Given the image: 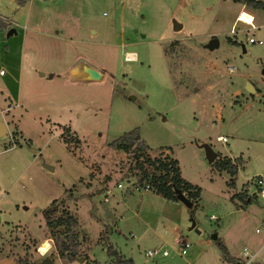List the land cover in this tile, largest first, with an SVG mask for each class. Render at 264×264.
<instances>
[{
  "label": "rangeland",
  "instance_id": "rangeland-1",
  "mask_svg": "<svg viewBox=\"0 0 264 264\" xmlns=\"http://www.w3.org/2000/svg\"><path fill=\"white\" fill-rule=\"evenodd\" d=\"M236 1L0 0V264H112L109 244L134 264H225L221 237L238 231L236 255L239 233L261 228L232 209L228 176L215 168L222 155L242 152L247 172H264V26L235 21L224 35L241 7L250 12ZM206 31L217 33V48ZM130 130L149 151L141 139L138 150L114 146ZM204 144L216 152L211 162ZM159 147L172 148L181 174L200 187L190 206L137 187L152 180L145 158L167 154ZM251 184L260 196V177L242 183ZM128 186L141 190L127 207L111 195ZM60 198L51 217L64 208L77 225L49 228L41 210ZM176 235L190 242L184 254Z\"/></svg>",
  "mask_w": 264,
  "mask_h": 264
},
{
  "label": "crops",
  "instance_id": "crops-1",
  "mask_svg": "<svg viewBox=\"0 0 264 264\" xmlns=\"http://www.w3.org/2000/svg\"><path fill=\"white\" fill-rule=\"evenodd\" d=\"M26 1L30 2V0H25L24 2H26ZM238 2L239 1H233V3H238ZM239 3H241V2H239ZM248 8L250 9V12L244 10V8L241 7V9L239 10L236 18H235V15H236V13H235V15L232 18L231 22L233 23L235 21L236 22L237 21H241L240 20V14L242 12H246V13L252 15V21L253 22L251 21V23H253L255 27L258 26L255 23L256 21L258 22L259 25L264 26V21H262L263 20V16H264V10L260 9V8H254V7H251V6H248ZM30 11H31V9L29 7L26 19L28 18L29 14H30ZM27 22H28V19H27ZM241 22H243V21H241ZM232 23H230V26H231ZM179 24H180L179 28H181L182 24L181 23H179ZM247 24H249V23H247ZM255 27H253V28H255ZM15 31H16V29H15ZM222 33H224V35H229L230 36L229 29H228V32L227 31H223ZM203 34H204L203 37H206V36L208 37V36H211V35L215 36V38L213 37V39L216 40V43L214 44V40H212L213 41L212 44L215 46V48H217L219 46V39L217 38V33L215 31L214 32L206 31ZM233 41H235V40H233ZM129 53L132 54V58H135V54L133 52H129ZM41 72L43 74V71H41ZM2 73H4V71ZM38 74L42 75L39 72H38ZM52 75L53 74L51 73V76ZM0 91L3 93V90L0 89ZM6 92H7V90L5 89V93ZM255 92L256 93L258 92L257 87L255 88ZM261 108L264 109L263 107H261ZM138 139H141L140 136H139ZM143 148H145L148 151L150 149V147H148V145L144 141H143ZM159 149L163 150L164 153H167V154H164V155H168L169 157H172V158L176 159L177 165L179 167V172H180V175H181L182 178H184L185 180L189 181L192 185L198 186L197 183H195V182H193V181H191L189 179H186L181 174V169H180L178 160L174 156V154L172 152V148L159 147L158 150ZM222 156L229 157L231 162L235 163V165H236V173L234 174L233 185L232 186L228 185V187H227L228 188L227 189V191H228L227 195H228L229 199H231L232 202H235L234 203V207L231 206L232 209H234V211H236V212L243 213L242 214L243 216L251 217V218H254V219L258 220L260 222V224H261V228L253 227V233L252 234L245 235L244 231L239 233V234H243L242 237H243V239H245V241H244L243 244H241V246L239 248L236 247V250H237V254L236 255L230 254L229 252H231V247L233 245H235L233 240L237 238L238 231L235 233L236 236H234L232 239H230L227 235H224V236L221 237L220 243H222L225 246V248L227 250V253H228L227 256L224 255V257H226L225 264H231L230 261H234L233 262L234 264H239L240 262H242L245 259V257L243 256L242 252H240L241 254H239V250L243 246H248L247 248H249L248 252L251 254V258L247 262V264H249L250 262H252L256 258L258 252L261 249H264V201H263L264 200V172H263V170H260V169L251 171L252 173L247 172L248 160H246L245 154L244 153L242 154V152H239V154H236L235 157L234 156H230L229 153L224 154ZM237 159H239V160H237ZM221 170H224V169H221ZM221 170H218V172H220ZM225 174H226V176L229 177V174H227V172ZM256 176H259L260 179H261V187H260V192H257V194L259 193L260 196L254 197L253 195H251V193L254 191L253 184H251L252 186L248 185V187H246L245 185H242V183H244L245 181H247L249 179H254ZM228 177H227V179H228ZM238 178H240V180H241L240 184H237L238 181H239ZM245 188H247L246 191H244ZM140 190L141 189L131 188L130 186H128L126 190H115L114 194L111 195V196L114 197L115 202L121 201V203H123V204L125 202L124 205L127 204V207H128L129 201H131V198L134 197L133 195L136 192L140 191ZM147 190H149V189H147ZM199 191H200V187H199ZM237 192L241 193V195L240 196L236 195L235 193H237ZM232 195H233V197L231 198ZM242 197H244V200H245L244 202H242L243 201ZM163 199H164V202L167 205H172V204L179 205V203H183L179 199L173 200V199H168V198H165V197H163ZM261 199H263V200H261ZM115 230H118V229H115ZM177 236H179V235H176V237ZM216 236L217 235L215 234V238H216ZM176 237H175V239H176ZM260 257L261 258L256 260V263L257 264H264V254H261Z\"/></svg>",
  "mask_w": 264,
  "mask_h": 264
},
{
  "label": "trees",
  "instance_id": "trees-1",
  "mask_svg": "<svg viewBox=\"0 0 264 264\" xmlns=\"http://www.w3.org/2000/svg\"><path fill=\"white\" fill-rule=\"evenodd\" d=\"M25 0H16L18 4L24 3ZM236 1V0H233ZM245 5L264 9V0H241ZM233 41V40H232ZM138 139V134L134 133L132 135V130L124 133L120 137L113 140L114 146L117 148H121L126 151L130 147V145L135 143V140ZM126 140V141H125ZM135 149H141L142 147L138 144H134ZM145 161L148 163L147 166H151L153 171L151 173L152 180H150V185L155 189L157 193L161 196L177 200V196L175 193V188H178L191 202H194L197 199L199 194V187L196 185H192L189 181L185 180L181 177L179 172V167L177 165V161L175 158L164 155L162 158H145ZM144 161L138 162V167L142 170L144 169L143 163ZM215 168L218 170L224 169L228 174L227 185L232 186L234 182V174L236 173V165L231 162L229 157L221 156L218 158V161L215 163ZM240 196L241 193H235ZM245 197V196H244ZM242 197V200H244ZM62 199H52L45 207L41 210V215L45 219V224L47 227L51 228L58 224H62L66 228L70 226L77 225V219L74 215L69 213L66 209L62 208L60 213L56 217H51V214L56 211V203H61ZM74 234H69V239L73 238ZM64 244L58 247V254L63 255L62 249L64 248ZM219 248L223 252L225 256H227V250L222 243H219ZM105 251L109 255H113L116 257L115 262L112 264H134L132 259L129 257L120 256L115 249H113L110 244L105 247ZM72 253H70L71 255Z\"/></svg>",
  "mask_w": 264,
  "mask_h": 264
},
{
  "label": "built area",
  "instance_id": "built-area-1",
  "mask_svg": "<svg viewBox=\"0 0 264 264\" xmlns=\"http://www.w3.org/2000/svg\"><path fill=\"white\" fill-rule=\"evenodd\" d=\"M247 25H248V28H253L254 27L253 23H249ZM235 31H236L235 22H233L231 24V26L229 27V32L230 33H235ZM246 40L248 42H252V43H262V40L260 38L253 37L251 35L247 36ZM2 72H3V70L0 69V73H2ZM215 139L216 140H220V141H226L227 140L226 136L223 135V134H217L215 136ZM116 185L120 189L123 187L121 182H117ZM149 186H151V185L144 181L140 186H137V187H140L141 189H144V188L147 189V188H149ZM175 241H176V243L178 245V249L177 250H178V252L180 254H183L186 251V249L190 246V242L186 238H184V237H182L180 235L176 237ZM157 251H158V249H156V248L147 249L145 251V254L146 255H153ZM241 252H242L243 256L245 257V259L242 262H240L239 264H247V262L251 258V254L248 252V249H247L246 246L242 247ZM160 253L161 254H166L167 251L165 249H161Z\"/></svg>",
  "mask_w": 264,
  "mask_h": 264
},
{
  "label": "water",
  "instance_id": "water-1",
  "mask_svg": "<svg viewBox=\"0 0 264 264\" xmlns=\"http://www.w3.org/2000/svg\"><path fill=\"white\" fill-rule=\"evenodd\" d=\"M180 24L175 22L174 21V28H179ZM12 32H15V28L13 26L9 27L7 30H6V35H9L11 34ZM216 43V40H214V44ZM213 45V44H212ZM87 72H88V75L89 76H97L98 75V72L95 71L93 68H91L90 66H86V69H85ZM40 74H42L41 71H39ZM49 76H51V73H49ZM244 88L249 91V92H253L255 91V87L254 85L251 83V81L249 80H245V84H244ZM6 130L5 128V125L4 123L0 120V134L1 133H4ZM204 152H205V156L207 158V160L210 162L212 161L215 156H216V152L208 145V144H204ZM175 193H176V196L177 198L183 202L186 206H190L191 205V200L188 199L178 188H175ZM211 236L213 238H215V233H212ZM38 261V260H36ZM49 261V258H45L43 260L44 263H47Z\"/></svg>",
  "mask_w": 264,
  "mask_h": 264
},
{
  "label": "bare ground",
  "instance_id": "bare-ground-1",
  "mask_svg": "<svg viewBox=\"0 0 264 264\" xmlns=\"http://www.w3.org/2000/svg\"><path fill=\"white\" fill-rule=\"evenodd\" d=\"M240 20L243 21V22H245V23H251V21H252V15H250V14H248L246 12H242L240 14ZM48 247H49L48 242L44 241L40 245V251L42 253H44L48 249Z\"/></svg>",
  "mask_w": 264,
  "mask_h": 264
}]
</instances>
